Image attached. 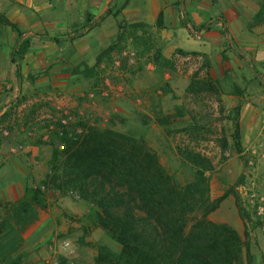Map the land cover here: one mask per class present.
Instances as JSON below:
<instances>
[{"label":"rangeland","instance_id":"rangeland-1","mask_svg":"<svg viewBox=\"0 0 264 264\" xmlns=\"http://www.w3.org/2000/svg\"><path fill=\"white\" fill-rule=\"evenodd\" d=\"M112 4L108 6V17L119 12L112 13ZM66 7L67 0H0V13L16 23L22 32L18 37L14 30L0 23V59L11 56L18 42L25 40L30 45L36 37L47 42L52 27L48 25L52 23L49 17L54 15L52 13H66ZM129 24L123 20L118 23L121 30L100 51L93 67L70 66L62 71V66H58L53 76L56 83L53 96L46 92L38 96L34 90L35 80L40 75L44 77L48 68H44L45 71L40 68L37 77L31 76L19 98L10 100L8 106L11 108L15 103L16 108L26 105L25 108L10 114L6 112L4 119L0 117V131L6 129L9 133L8 137L0 134V141L10 138L23 123L38 132L42 126L56 125L59 119H66L72 130L83 125L113 129L142 138L181 184L191 179L192 171L182 162L178 150L191 148L213 162L211 197H218L233 187L240 198L250 215L242 237L245 240L247 232L252 264H264V157L246 152L241 159L235 151L231 139L234 113L233 109L226 110L222 98L230 83L212 79L211 76H215L212 66L203 57L180 54L162 68L167 76L154 77L158 81L153 88L135 92V88H130L134 87V76L148 61H154L161 43L156 30L141 27L134 31ZM53 52L59 56L58 51ZM79 74L93 79L89 88H85L83 80L76 79ZM9 84L3 82L0 90L4 94H10L14 88L18 91L17 84L15 87ZM235 89L241 91L239 86ZM7 103H1L0 111ZM50 137L54 146L59 147L53 132ZM224 139L227 148L222 152ZM46 168L49 170V162ZM10 171L7 161L0 160V188L10 179ZM36 185L42 186V182ZM41 191L44 207L37 208V222L33 225L19 227L18 219L11 218L15 203L0 202V222L6 220L0 225V264H10L15 256H21L20 264H64L65 261L67 264H94L100 248L118 255L120 246L91 220L89 203L71 194L62 196L45 188ZM251 194L253 199H250ZM259 207L263 210L259 211ZM211 216L214 217V213ZM49 219L53 225L48 227ZM238 264H246L245 252Z\"/></svg>","mask_w":264,"mask_h":264},{"label":"crops","instance_id":"crops-1","mask_svg":"<svg viewBox=\"0 0 264 264\" xmlns=\"http://www.w3.org/2000/svg\"><path fill=\"white\" fill-rule=\"evenodd\" d=\"M112 2V13L119 12L108 17ZM67 6L66 13H52L54 15L49 17L52 23L48 25L52 27L47 42L37 37L30 41L27 52L19 60V76L11 56L0 59V89L5 81L14 87L18 85V91L14 88L10 94L0 90V105L8 102L0 111L1 118L4 119L6 112L10 114L25 108L26 105L16 108L15 103L11 108L8 106L10 100L19 98L31 76H38L40 68L48 70L44 77L40 75L35 80L34 90L38 96L46 92L51 97L55 93L53 76L58 66L64 71L70 66L96 65L100 51L116 38L118 23L123 20L153 27L161 43V56L166 60L195 53L208 61L215 74L212 79L230 83L222 94L226 110L240 107L238 122L243 154L251 152L264 157V0H67ZM160 14L162 25L155 28ZM16 21L22 24L21 19ZM53 50L58 51L59 56ZM164 70L153 60L148 61L134 76V87L130 88H135V92L153 88L158 81L155 76H167ZM76 79L83 80L85 88L93 82L85 74H79ZM236 86L241 91L236 90ZM6 107L9 111H5ZM29 125L23 123L10 138L0 141V160L7 161V168L11 170L10 179L0 188V202L16 203L22 198L25 186H37L48 173L50 143L54 144L50 137L52 130L48 125L35 132ZM213 213L209 215L211 221L230 225L242 236L244 222L232 195ZM35 222L36 219L29 225ZM51 225L53 222L49 219L48 227Z\"/></svg>","mask_w":264,"mask_h":264},{"label":"trees","instance_id":"trees-1","mask_svg":"<svg viewBox=\"0 0 264 264\" xmlns=\"http://www.w3.org/2000/svg\"><path fill=\"white\" fill-rule=\"evenodd\" d=\"M0 23L18 37L22 35L18 25L2 13ZM161 25L160 14L155 28ZM128 26L134 31L153 28L142 23ZM118 28L121 30V25ZM28 47V41L18 42L11 54L18 76V60ZM169 61L161 56L160 49L155 51L154 62L160 68L167 67ZM239 111V106L233 109L231 139L242 159ZM81 128V134L74 135L56 124L52 132L62 147L50 143L49 170L42 186L89 203L91 220L120 246L116 256L100 248L94 264H238L244 252L246 264H252L247 232L244 240L230 225L209 219L229 195L234 196L245 226L250 215L233 187L217 198L211 197L210 173L214 165L208 157L191 148L178 150L182 162L192 171L191 179L181 184L142 138L90 125ZM221 148L225 152L226 139ZM42 186H25L22 198L15 203L11 218L18 219L19 227L32 223L37 208L44 207ZM20 257L15 256L10 264H20Z\"/></svg>","mask_w":264,"mask_h":264},{"label":"built area","instance_id":"built-area-1","mask_svg":"<svg viewBox=\"0 0 264 264\" xmlns=\"http://www.w3.org/2000/svg\"><path fill=\"white\" fill-rule=\"evenodd\" d=\"M56 124H58L61 128H64L67 131H72L74 133V135H79L82 132V128L81 127L73 129V130L71 128H69L68 127L69 125H68L66 119H59ZM49 129L50 130H55L56 129V125H53V124L50 125ZM0 132H1L0 134H1L2 137H8V135H9V133H8V131L6 129H2ZM61 147L62 146L59 145V148H61ZM18 148L21 149V146H19ZM41 189L44 190V187H42ZM253 198H254V196H253V194H251L250 195V199H253ZM260 210H263V208L259 207V211Z\"/></svg>","mask_w":264,"mask_h":264}]
</instances>
